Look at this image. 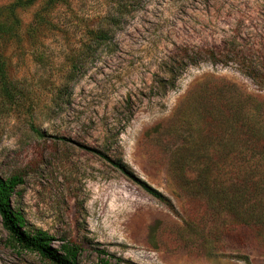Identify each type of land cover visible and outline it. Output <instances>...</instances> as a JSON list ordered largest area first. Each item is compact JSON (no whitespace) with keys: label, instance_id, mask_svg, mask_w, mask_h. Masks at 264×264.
Returning <instances> with one entry per match:
<instances>
[{"label":"rangeland","instance_id":"obj_1","mask_svg":"<svg viewBox=\"0 0 264 264\" xmlns=\"http://www.w3.org/2000/svg\"><path fill=\"white\" fill-rule=\"evenodd\" d=\"M18 1L0 0V21L16 25L0 59L22 91L15 105L0 98V177L22 174L12 204L27 224L57 248L79 245V264H264V221L239 219L186 179L212 154L226 96L255 97L264 123V0H36L12 11ZM96 30L106 38L92 41ZM0 264H42L8 246L1 221Z\"/></svg>","mask_w":264,"mask_h":264},{"label":"trees","instance_id":"obj_2","mask_svg":"<svg viewBox=\"0 0 264 264\" xmlns=\"http://www.w3.org/2000/svg\"><path fill=\"white\" fill-rule=\"evenodd\" d=\"M35 1H18L11 10L14 11L16 6L31 5ZM48 1L53 2V0ZM15 26L14 21L12 24L0 21V38L6 34H13ZM90 34L92 41L98 42L104 40L107 33L96 30L91 31ZM77 66L78 59L72 61L73 70H76ZM21 92L17 83L8 75L6 61L0 59L2 102L11 105L19 103ZM227 93L234 98L232 91L228 90ZM246 100L242 102L240 98L236 101L229 100L227 96L224 98L222 103L224 109L220 110L218 117H215L213 121L215 132L209 145L212 151L210 158L203 162L202 166L200 162L197 163L201 168L199 166L198 174L194 179L186 178L185 174L183 177L192 186L196 185L202 188L205 194H209L212 203H217L220 208L238 211L239 219L246 218L250 224L258 225L259 222L264 221V184L262 185L261 180L255 177L256 174L264 172V123L259 120L260 107L257 99L251 96ZM30 128L39 137L43 136L33 122ZM93 152L109 160L106 155L98 151ZM109 161L117 170L137 182L148 194L175 212V208L165 195L135 177L132 170L124 164ZM185 162L187 161L180 164L184 165ZM183 169L185 170L186 167L183 166L181 170ZM241 172H244V175H241ZM23 183L22 174L0 177V221L7 234L8 246L17 254L35 255L42 264H79L78 256L81 252L79 245L67 242L57 248L54 237L44 230L28 225L23 216L14 210L12 199L16 189ZM251 201V206L245 207ZM102 264H109V262L102 260ZM246 264L251 263L246 260Z\"/></svg>","mask_w":264,"mask_h":264}]
</instances>
